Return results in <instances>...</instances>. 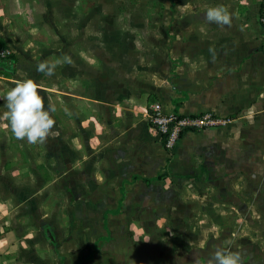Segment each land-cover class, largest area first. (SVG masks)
Listing matches in <instances>:
<instances>
[{"label":"crops","instance_id":"0c3cea01","mask_svg":"<svg viewBox=\"0 0 264 264\" xmlns=\"http://www.w3.org/2000/svg\"><path fill=\"white\" fill-rule=\"evenodd\" d=\"M217 5L233 14L231 27L205 20ZM190 6L185 31H169L167 59L143 68L116 59L82 62L74 31L57 50V58L67 53L73 63L58 66L56 79L41 85L45 106L56 109L46 143L16 140L0 119V264H207V240L193 236L188 219L203 224L209 186L230 198L231 183L264 180V27L261 0ZM145 67L151 73L140 76ZM28 73L35 80L32 68ZM17 79L0 77V117ZM156 101L166 114L212 113L231 123L187 132L170 152L149 123ZM188 197L190 206L181 201ZM171 198L173 207H160ZM203 199L204 208L195 207ZM158 211L174 215L168 225L181 229L178 240L154 222L163 238L113 237L117 223L129 229V213Z\"/></svg>","mask_w":264,"mask_h":264},{"label":"rangeland","instance_id":"374dc122","mask_svg":"<svg viewBox=\"0 0 264 264\" xmlns=\"http://www.w3.org/2000/svg\"><path fill=\"white\" fill-rule=\"evenodd\" d=\"M191 2L192 0H0V39L7 45L11 55L18 58L14 71L10 70V63L5 66V59L0 58V77L3 80L27 79L30 78L29 68H32L41 90V85L48 83L49 76H40L36 71L37 65L45 60L54 62L58 47L73 41L74 31L80 32L78 41L81 44L82 62L90 63L102 58V61L109 64L116 59L123 61L127 67L135 64L142 65V68L145 63L152 64L154 58L156 63H162V58L167 59L165 53L170 42L169 31H185V15L191 11ZM150 73L151 68L145 67L140 76ZM52 76L56 79V72ZM163 189L174 188L170 186ZM217 190L220 189L209 186V212L208 215H202L203 224H197L200 219L195 217L188 219L194 223L193 236L202 235L207 240L208 259L217 247L227 249L229 246L224 242L228 240L232 251L242 253L243 264H264V180L231 183L226 187V191L235 190L231 192L233 196L230 198L216 196ZM187 191L195 193L196 188ZM173 200L174 198L170 201L166 199L160 207H173L176 204ZM181 201L189 206L194 203L189 197ZM205 201L198 200L195 207L204 208ZM145 203L149 205L152 201L146 199ZM129 215L132 223L129 229L122 230L121 223H117V226L114 225V238L123 236L129 242L137 243L148 236L147 232L151 235L154 232L158 235L165 233L154 230L153 222L157 228L168 226L167 239L180 238L181 229H173V226L168 225L169 216L173 218V214L158 211L139 217L137 214ZM158 216L160 220H155ZM180 220L177 219L176 222ZM143 221L151 223L148 231L142 229ZM159 238H163V235Z\"/></svg>","mask_w":264,"mask_h":264},{"label":"clouds","instance_id":"9594fccd","mask_svg":"<svg viewBox=\"0 0 264 264\" xmlns=\"http://www.w3.org/2000/svg\"><path fill=\"white\" fill-rule=\"evenodd\" d=\"M205 20L208 23H215L218 26H232L233 14L224 5L208 7L205 13ZM211 51V49H210ZM70 55L65 53L54 62L41 61L36 71L46 76L55 74L58 66L72 64ZM14 87L10 88L3 97L4 107L2 117L6 121L4 125L11 135L19 141H26L28 144H44L53 135L56 121L53 113L55 107L49 104L45 106L44 97L40 94V85L33 79H17L13 81ZM229 247H217L211 254L207 264H243L241 252L231 250V242H224Z\"/></svg>","mask_w":264,"mask_h":264},{"label":"built area","instance_id":"2783aa9c","mask_svg":"<svg viewBox=\"0 0 264 264\" xmlns=\"http://www.w3.org/2000/svg\"><path fill=\"white\" fill-rule=\"evenodd\" d=\"M260 22L264 27V0H261ZM11 53L2 50L1 57H8ZM149 123L151 128L160 135L166 150L173 151L187 132H198L211 128L225 127L231 123L230 118L217 117L212 113L197 116H180L166 114L163 105L156 101L149 104Z\"/></svg>","mask_w":264,"mask_h":264},{"label":"trees","instance_id":"16d2710c","mask_svg":"<svg viewBox=\"0 0 264 264\" xmlns=\"http://www.w3.org/2000/svg\"><path fill=\"white\" fill-rule=\"evenodd\" d=\"M2 50H7V45L0 39V53ZM2 59H5V66H8V64L10 63L12 65V67H9L10 70L14 71L15 70V65L17 63V59L15 58L14 55H10L8 57H1Z\"/></svg>","mask_w":264,"mask_h":264}]
</instances>
